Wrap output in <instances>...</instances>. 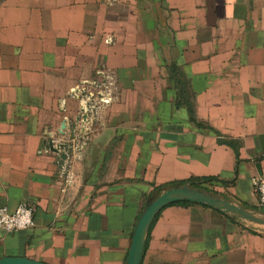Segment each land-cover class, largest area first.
<instances>
[{
	"label": "crops",
	"instance_id": "0c3cea01",
	"mask_svg": "<svg viewBox=\"0 0 264 264\" xmlns=\"http://www.w3.org/2000/svg\"><path fill=\"white\" fill-rule=\"evenodd\" d=\"M102 73L114 101L83 127L64 189L72 92ZM203 178L264 217V0H0V207L35 221L0 236V260L127 264L156 190ZM140 264H264V226L170 204Z\"/></svg>",
	"mask_w": 264,
	"mask_h": 264
},
{
	"label": "built area",
	"instance_id": "2783aa9c",
	"mask_svg": "<svg viewBox=\"0 0 264 264\" xmlns=\"http://www.w3.org/2000/svg\"><path fill=\"white\" fill-rule=\"evenodd\" d=\"M102 74L103 83L97 80L88 81L85 82V86H79L72 92L74 97L81 100L82 111L78 125L74 128L72 135L66 141L60 142L56 148L57 151L62 152L59 164L60 173L65 184L64 189L69 188L73 184L74 174L72 168L74 162L75 160H80L81 151L89 142V136L86 134L89 132L85 129L86 126L102 107L110 106L114 101V78L112 75ZM86 86L94 88H91L93 90H89ZM253 187L255 193L258 195L259 206L264 208V178L255 179ZM34 225V209L29 204H21L16 210L0 207V236L27 230L34 227Z\"/></svg>",
	"mask_w": 264,
	"mask_h": 264
},
{
	"label": "water",
	"instance_id": "95a60500",
	"mask_svg": "<svg viewBox=\"0 0 264 264\" xmlns=\"http://www.w3.org/2000/svg\"><path fill=\"white\" fill-rule=\"evenodd\" d=\"M65 130V124L63 125ZM194 202L215 208L225 214H231L239 219L250 222L258 226H264V217L257 213L251 212L235 203L216 197L213 194L193 189L189 185L181 188H172L160 194L157 198L147 203L146 209L138 221L129 259L127 264H140L147 233L157 215V213L165 206L178 202ZM0 264H46L27 258H4L0 260Z\"/></svg>",
	"mask_w": 264,
	"mask_h": 264
},
{
	"label": "trees",
	"instance_id": "16d2710c",
	"mask_svg": "<svg viewBox=\"0 0 264 264\" xmlns=\"http://www.w3.org/2000/svg\"><path fill=\"white\" fill-rule=\"evenodd\" d=\"M216 181H220V180L218 178H203V179H192L190 181L175 182V183H172V184L166 186L165 188L157 189L156 190V192H157L156 196H158L161 192H164L167 189L181 188V187L185 186L187 183L193 189H197V190L203 191L205 193H210V194L216 195L217 193L213 189L208 187L211 185V183H214ZM224 184H227V183L224 182ZM176 204L189 205V204H198V203L184 201V202H178Z\"/></svg>",
	"mask_w": 264,
	"mask_h": 264
},
{
	"label": "rangeland",
	"instance_id": "374dc122",
	"mask_svg": "<svg viewBox=\"0 0 264 264\" xmlns=\"http://www.w3.org/2000/svg\"><path fill=\"white\" fill-rule=\"evenodd\" d=\"M213 190H214L216 193H218V191L215 190L214 188H213ZM165 192H166V191H165ZM213 195H214V194H213ZM215 196L218 197V194H216ZM157 197H158V196H157ZM218 198H220V196H219Z\"/></svg>",
	"mask_w": 264,
	"mask_h": 264
}]
</instances>
